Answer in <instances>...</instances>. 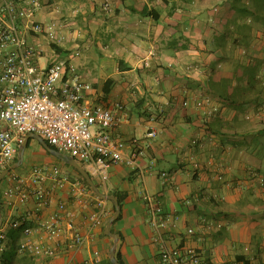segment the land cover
Masks as SVG:
<instances>
[{"label":"crops","instance_id":"0c3cea01","mask_svg":"<svg viewBox=\"0 0 264 264\" xmlns=\"http://www.w3.org/2000/svg\"><path fill=\"white\" fill-rule=\"evenodd\" d=\"M56 1L61 11L50 6L37 19L58 28L52 43L91 85L89 102L120 120L112 136L135 165L112 167L104 182L90 175L104 196L122 199L119 220L108 233L113 201L99 198L77 171L33 135L25 136L10 166L0 171L10 170L0 182V234L6 237L0 255L9 247V233L18 229L14 222L36 228L64 203L74 214L72 229L53 242L38 231L32 236L56 256L29 257L27 264H112L116 235L120 264H157L156 235L143 201L149 194L165 214L179 216L165 237L173 246L186 242L198 249L201 264H264V0ZM206 98L218 108L209 121L195 108L196 100ZM5 128L0 122V130ZM152 131L156 135L149 138ZM35 141L56 162L41 159V167L58 164L78 173L75 179L88 191L85 209L68 187L48 206L18 199L6 204L10 175L35 167L25 159ZM90 213L99 220L92 229L85 220ZM188 229L195 234L188 236ZM73 230L80 244H73ZM24 239L22 234L18 243Z\"/></svg>","mask_w":264,"mask_h":264},{"label":"built area","instance_id":"2783aa9c","mask_svg":"<svg viewBox=\"0 0 264 264\" xmlns=\"http://www.w3.org/2000/svg\"><path fill=\"white\" fill-rule=\"evenodd\" d=\"M42 10L40 0H0V122L6 126L0 130V171L10 166L25 136L36 135L104 182L112 167L123 162L134 166L135 161L124 159V143L112 136L120 120L100 103L89 102L87 94L93 89L82 80L70 59L57 56L49 48L52 56L47 64H42L47 50L37 40L41 37L49 41L56 39V25L37 19ZM30 39L34 41L29 45ZM184 106H188V101ZM195 108L204 111L207 121L218 112L209 98L196 100ZM155 135L152 131L147 136L154 138ZM161 176L166 177V174ZM8 183L5 198L9 206L13 199L20 203L33 200L38 206H48L55 194L67 187L75 202L84 209L88 204L85 202L87 188L55 166L34 167L23 175L11 174ZM143 201L156 235L157 264H201L202 255L198 249L186 242L173 246L165 237L169 227H176L179 216L165 214L149 194L143 196ZM186 204L191 202L186 201ZM73 217L66 204L59 203L55 213L37 221L36 228L24 227L25 239L20 243L19 253L31 258L53 259L56 250L46 245L41 237L34 240L32 236L38 231L47 241H56L66 234L67 228L73 227ZM85 220L90 229L99 222L92 213L87 214ZM25 223L26 220H22L11 226L20 228ZM194 234V229L187 230L188 236ZM5 238L0 234V243ZM72 240L73 244H80L83 239L73 230Z\"/></svg>","mask_w":264,"mask_h":264},{"label":"water","instance_id":"95a60500","mask_svg":"<svg viewBox=\"0 0 264 264\" xmlns=\"http://www.w3.org/2000/svg\"><path fill=\"white\" fill-rule=\"evenodd\" d=\"M35 139L46 149V151H48L51 155L55 156L56 158L60 159L61 161H63L65 164H67L68 166H70L71 168H73L75 171H77L79 173V175L85 180V182L88 184V186L90 187V189L101 199H111L114 203V207H115V211L113 214V217L111 218L109 225L107 227V232L109 233L110 227L111 225L117 221V219L119 218L120 215V206L118 201L115 198L112 197H106L104 196L97 188V186L94 184V182L92 181V178L90 176V174L83 169L82 167H80V165H78V163L75 161V159H73L72 157L60 154L58 152H56L55 150L51 149L46 142L39 136H35ZM28 140V139H27ZM27 143V141H26ZM26 145H24V149H25ZM22 157V156H21ZM9 169L3 171L2 173H0V182L5 178V176L9 173ZM2 224V219H1V209H0V227ZM114 237V246L110 251V260L112 264H120L116 258H115V247L116 244L119 240V236H113Z\"/></svg>","mask_w":264,"mask_h":264},{"label":"rangeland","instance_id":"374dc122","mask_svg":"<svg viewBox=\"0 0 264 264\" xmlns=\"http://www.w3.org/2000/svg\"><path fill=\"white\" fill-rule=\"evenodd\" d=\"M41 1V3H42V5H43V13H49V10H48V8H50V6H52V7H56V8H58L57 9V11H61V8L60 7H58V6H55V4H58V3H56L57 1L56 0H40ZM53 9V8H52ZM42 22V21H41ZM57 27H55L54 28V31L55 32H57ZM40 38V37H39ZM40 42L41 43H39L41 46H42V48H45L47 51H45V55H44V60H48V58H50V57H48V54H49V51H50V47H52L51 45L52 44H54V43H52V41H49V40H47V39H45V37H41L40 38ZM28 43H29V45L30 44H32V39H30V40H28ZM54 45H56V44H54ZM57 46V45H56ZM58 47V46H57ZM72 46H70V48H71ZM59 48V47H58ZM53 49V48H52ZM59 49H61L62 51H65L63 48H59ZM72 50H73V48H72ZM55 51V50H54ZM62 54H63V52H62ZM62 57H65V56H63L62 55ZM66 58H67V56H66ZM69 58V57H68ZM33 152L30 154V155H25V159H26V161H29V164L31 165V167L30 168H32V167H41L42 166V162H41V159H44V160H47V161H54V163H56L55 162V160H53L52 158H50V156L46 153V151L44 150V148H42V146H40V144L37 142V141H35V142H33ZM35 153V154H34ZM29 156V157H28ZM29 158V159H28ZM57 163H59L58 161H57ZM55 165H57V166H55V167H58L59 165L58 164H55ZM62 170V172L64 173V174H67V175H69L70 177H72V175L74 176V178L75 177H78L77 176V174L75 173V172H73L72 170H69L68 168H66L65 166H59ZM58 167V168H59ZM59 168V169H60ZM73 178V177H72Z\"/></svg>","mask_w":264,"mask_h":264},{"label":"trees","instance_id":"16d2710c","mask_svg":"<svg viewBox=\"0 0 264 264\" xmlns=\"http://www.w3.org/2000/svg\"><path fill=\"white\" fill-rule=\"evenodd\" d=\"M51 46H52L51 48H53V50H55L57 55L60 56L62 54L63 51L61 49H59L56 45L52 44ZM105 93H108V89H105ZM29 143H30V141L28 142V144ZM67 167H69V166H67ZM82 181L85 184V186L90 190V188L88 187L86 182L83 179H82ZM117 199H118L119 205L121 206L122 199L120 197H117ZM0 209L2 211L1 203H0ZM118 220H119V218L117 219V221ZM26 225L27 224L25 223L22 227H20V228L16 229L15 231H12L9 233L8 238L10 240V244H9V247L1 253L0 264H14V263H16V264H27V259L29 258L28 255H22L23 256V257H21L22 259L18 260L19 255H20V253H19L20 244L18 242H19L20 236L22 235V231Z\"/></svg>","mask_w":264,"mask_h":264}]
</instances>
